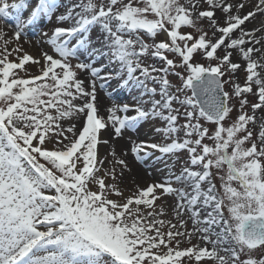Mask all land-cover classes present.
<instances>
[{"label":"snow or ice","instance_id":"1","mask_svg":"<svg viewBox=\"0 0 264 264\" xmlns=\"http://www.w3.org/2000/svg\"><path fill=\"white\" fill-rule=\"evenodd\" d=\"M0 264H264V0H0Z\"/></svg>","mask_w":264,"mask_h":264},{"label":"rangeland","instance_id":"2","mask_svg":"<svg viewBox=\"0 0 264 264\" xmlns=\"http://www.w3.org/2000/svg\"><path fill=\"white\" fill-rule=\"evenodd\" d=\"M45 23H47V21H45ZM33 29V30H32ZM32 29H30L31 30V33L29 34L28 33V35H29V38H31V39H33V40H35V38H36V33H38L39 31H40V28L39 27H36V28H32ZM25 46V48L26 49H28L29 51H31V52H35V49L34 48H29V45H27V44H25L24 45ZM116 88V82L115 81H112L111 82V87L109 88V91H112L113 89H115ZM116 90V89H115ZM119 90V89H118ZM129 93L127 92V94L125 93V94H119V95H117V93L116 92H114L113 93V95H114V99H115V101L117 102V103H123V102H128L127 101V96L130 98V95H128ZM99 96H100V98L101 99H103V104H104V106L105 107H109V106H111V104H112V100H110L109 98H108V96L104 93V92H100L99 93ZM148 131V129H146L145 130V132H147ZM163 175L161 174V172H154L153 173V175L152 176H150V177H147V179L149 180V181H151V180H163ZM169 202H171V201H169ZM193 243H196V241L195 240H193Z\"/></svg>","mask_w":264,"mask_h":264},{"label":"bare ground","instance_id":"3","mask_svg":"<svg viewBox=\"0 0 264 264\" xmlns=\"http://www.w3.org/2000/svg\"><path fill=\"white\" fill-rule=\"evenodd\" d=\"M33 30V29H32ZM29 34L31 33V30H29V32H28ZM116 90L114 91V92H116L117 93V95H119V94H127V91H125V90H122V89H119L118 90V88H115ZM129 95V94H128ZM102 101H103V99H102ZM127 101L128 102H130L131 101V96H130V98L127 96ZM146 130V129H145ZM145 138H147V137H145Z\"/></svg>","mask_w":264,"mask_h":264}]
</instances>
